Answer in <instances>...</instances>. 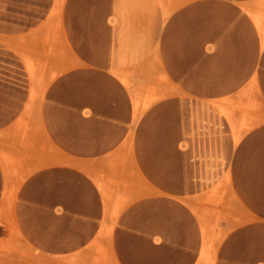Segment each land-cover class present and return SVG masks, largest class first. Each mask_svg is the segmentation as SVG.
Listing matches in <instances>:
<instances>
[{"label": "rangeland", "instance_id": "rangeland-1", "mask_svg": "<svg viewBox=\"0 0 264 264\" xmlns=\"http://www.w3.org/2000/svg\"><path fill=\"white\" fill-rule=\"evenodd\" d=\"M155 6L158 24L117 26L121 55L92 56L101 0H0V264H230L223 246L264 224V0ZM70 111L102 116L86 134L110 152L78 172L105 180L106 209L87 246L52 255L24 240L20 193L55 162L39 116Z\"/></svg>", "mask_w": 264, "mask_h": 264}, {"label": "crops", "instance_id": "crops-1", "mask_svg": "<svg viewBox=\"0 0 264 264\" xmlns=\"http://www.w3.org/2000/svg\"><path fill=\"white\" fill-rule=\"evenodd\" d=\"M101 9L100 15L88 18L89 23L103 26L100 30L103 35L101 42L93 40L87 48L92 51V56H117L121 54L111 51L131 47L125 40H119L123 29L117 26L159 23L155 0H101ZM257 22L260 23L259 20ZM188 44L184 42L183 49ZM82 110L88 109L84 107ZM84 111L50 117L53 123L49 121V124H46L44 116H39L51 136L55 162L47 165L39 156L37 175L26 178L22 183L18 216L24 240L30 247L52 255L67 254L87 246L99 231L105 214L103 191L99 187V184H105V180L100 182L79 176L78 168L79 160L88 159L86 154L110 152L109 142L104 147L101 140L93 148L86 134L88 124L101 120L102 116ZM58 122H64V125ZM79 130L85 133L80 140ZM41 144L39 142V155L43 151ZM158 147L161 149V146ZM165 162L168 167V161ZM13 183L12 177L0 172V209L8 195L4 193L10 191ZM245 232L247 234L237 236V240L232 236L223 246V258L230 264H264V224L247 226Z\"/></svg>", "mask_w": 264, "mask_h": 264}, {"label": "bare ground", "instance_id": "bare-ground-1", "mask_svg": "<svg viewBox=\"0 0 264 264\" xmlns=\"http://www.w3.org/2000/svg\"><path fill=\"white\" fill-rule=\"evenodd\" d=\"M62 6V5H61ZM56 9V8H55ZM57 12V11H56ZM37 93V92H36ZM211 250V249H210ZM212 252L211 253H213V250H211ZM209 255H212V254H209ZM214 259V258H213ZM205 260H206V258H205ZM211 260V259H210ZM206 264V263H205Z\"/></svg>", "mask_w": 264, "mask_h": 264}]
</instances>
